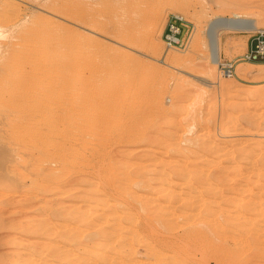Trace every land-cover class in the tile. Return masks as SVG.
<instances>
[{"label":"rangeland","instance_id":"obj_1","mask_svg":"<svg viewBox=\"0 0 264 264\" xmlns=\"http://www.w3.org/2000/svg\"><path fill=\"white\" fill-rule=\"evenodd\" d=\"M5 2L7 4L3 5ZM0 7V23H2V29L5 34H3L4 36H0V72L2 74V77L0 75V80L3 82V85H8L9 88L8 91V88L4 85L2 88H4L5 91L2 90V83H0V94L2 92L0 95L2 97H0L2 99V101L0 100V120H2L3 115L7 116L8 114L5 124V117L0 124V140L3 141L2 145V142L0 143L2 146L0 148H3L0 149L1 154L2 152L7 154L4 148L5 145L10 144V141L12 142L13 139H15V130L12 128H10L11 130L9 129V127L12 126V124H9V122L11 123L9 118L12 119V114L17 115V113H20L24 108L21 113L24 115H27L28 113L30 117L35 116V118L33 117L28 120L31 127H42L46 125L50 116L52 117L54 114V117L63 111L62 106L56 104L57 102L54 103L59 97L54 91L57 90L60 95L58 88L60 89L61 86V90L66 88L64 91H66L67 95H63L64 91H62L61 98L62 95L67 98L72 91L71 89H73L76 82H78L75 77H78L79 75L78 79L81 81L83 78L84 80L86 78L88 79L91 77V74L94 75V73H96L98 67L96 65L98 64V61L96 62L95 59L97 58L100 67L102 66L106 68L109 67V65L110 68L112 67L111 70H109L110 68L107 70L109 73L104 70L105 72L101 74L104 76L103 79L99 76V80H96L98 84L100 83V87L102 84V87L104 88L103 85L105 84V88L110 90L111 86H113L112 90L115 89V91L116 87L117 91L123 88H131L127 93L132 97L130 98V103L128 105L129 109L127 110L125 107L126 110H121L124 115L118 118L119 121L117 120V124H120L121 126L127 125L128 118H126L125 111H128L127 114L133 113L132 115L135 116L136 120L128 124L129 126L134 127L135 132L130 140L127 142L125 141L126 139L124 142H102V146L100 143L103 140L101 136L104 132L102 130L103 134L102 132L100 133L101 130L99 128H103L105 123L100 120H95V125L98 126V122L100 125L97 129L98 131H95L98 136L95 132L93 135L85 133L86 130L83 126L84 132H82L81 129V137L76 143L82 148L84 153L86 152L87 156L89 155L88 157L90 159H87L86 161L88 164H82V162L78 163L79 166L71 164L69 165V173L67 172L68 168L66 169L67 174L65 171L64 174L60 169L55 170L56 172L54 174L57 173V175L55 177L54 174H52L51 177L53 178L54 176V178L50 180L48 179V176L46 177V175L43 174L45 170L47 171L49 166H56V163L58 162L57 160H53L49 154H43L42 148H35L36 146L32 148V159L29 157V164H27L29 166L30 163L32 164L31 173L29 171L30 174L25 173L26 169L23 165L26 162L23 160V155L20 153L21 151H16L18 153L15 152L18 165H22L21 167L24 169L19 167L18 170L20 169V171L16 170V172L18 171V175L16 172L14 173L16 181L15 187H17H14V191L16 192H13V198H15V203L13 202V205L12 203L7 204L6 202L7 197L9 196L8 194H10V187H4V189H7L6 194L4 189L2 192L0 191V202L2 201V204H0V210L3 215L2 217L5 215L7 218H5L6 223L3 222L2 226L0 225V264H43L45 260H48V264H85L86 261L84 254L88 253V251H92L87 250L88 245L89 249H91L93 245L92 249L95 250L97 247L101 246L100 244L105 245L106 242L108 244L111 242L115 247L111 244H106V246H109L110 248H112V246L113 248H118L123 242L121 241L122 236L119 237V235L122 234H120V231H124L127 226L130 230L126 229L125 231L129 232H123L127 235V241H124L131 242L132 240L134 246L133 244L131 246V243L130 245L126 243V247L131 246L130 251L129 247L126 248V254L134 252L135 256L133 255L132 257L131 255V257H129V254H127L129 258L126 256V264H129L133 260H135V264H172L173 259L174 261L177 260L175 257L178 258L177 264H236V262L237 264H264V257L261 256V258H258L259 255L257 253L254 254L251 252L250 254L249 250H247L249 254L246 251L245 254L240 251V254L243 253L244 256L241 257L240 254L238 256L237 250L239 252L242 246L239 245L238 247V244L240 243H238L237 240H239V238L235 239V237H231V235L239 237L242 232L247 233V231L249 232L254 226L255 229L258 230V237L261 236V238L264 239V235L262 236L264 230L259 233V228L262 229L264 223V214H260L264 212V176H262L263 179H259V176L257 177V172L259 173V171L264 174L263 166V170L258 171L257 169V167L262 168L261 164H264L261 162L262 159H260V156L264 155V64L256 65L240 58L247 49L251 32L222 28L219 34L221 58L217 64L212 63L211 61L208 40L210 37L207 36V27L210 25L211 21L218 16L227 19L234 16H241L248 19L258 20L260 28H264V0H0ZM158 11H162L163 13L160 20V27L155 36L156 38H150L148 34V23L141 21V18H143V16L145 17L147 14V16L150 14L155 15ZM172 13L182 14L194 24L195 29L192 43L187 50L169 48L162 38V32L167 18ZM36 19L40 21H37ZM42 24H44L46 28H43L44 25L42 26ZM31 27L33 29H30ZM48 27H51V29ZM33 32H35V35L38 34V36H36L38 38L35 37L34 39ZM39 32L42 35H45L44 37L42 36L44 43L42 42L43 45L41 46V49L43 53L38 50L42 41V39H39L41 38ZM31 35L33 36V40ZM125 35V38L122 37ZM47 37L48 39L46 40L45 38ZM28 38L30 39L31 44H27ZM50 38L52 39L51 44ZM48 40H50V42ZM54 40L56 41V45ZM61 40L65 45L61 43L59 48L58 44H60L59 41ZM68 40L71 42H68ZM155 41L162 43V46L155 48ZM15 42L17 43L15 44ZM73 42L74 45H76L77 42L80 43L77 44L78 46H71ZM19 43H21V45ZM24 44L26 45L25 47ZM44 45L45 48L47 46L46 49L44 48ZM19 46L20 49H18ZM70 46L73 47V49L70 48ZM26 47L28 50L26 49V52H24ZM34 47L35 49H38L34 50ZM29 48H32L33 50V52L32 50L30 51V57L29 54H27V52L29 53ZM48 48H51L50 51L52 53L49 52ZM61 48L64 52L66 51L64 55L61 52ZM69 48L70 50L72 49L73 53L79 48L83 50V52H81V50L77 51L79 53L81 52V54L83 53L82 55H79L78 53L80 56L79 61L81 59L79 65L82 64L81 62H83V64L81 67H78L79 71L77 72V75L75 74V69L77 71V68L68 64L63 66V63L60 62H64V60L67 59L66 56L69 53ZM56 49H58V51L60 49V53H58V51L55 53ZM12 50L14 51L12 52ZM16 50H18V54L20 53V56L18 55L19 57L23 56L22 59L11 56L12 60L8 63L10 59L9 53L11 54L12 52L13 55ZM43 50H45V52ZM46 52L48 56L46 54L44 55ZM17 53H15V55ZM39 53H41V57ZM7 54L9 59L6 58ZM90 54L91 57H89ZM168 54H174L182 58L185 57L184 62L177 67H171L161 63L159 59ZM35 55H37L36 57L38 60L34 59L36 58ZM42 55L45 57L47 56L46 58L43 57L45 63L42 62ZM54 56L58 58H55ZM86 56L88 58H86ZM27 57L31 58V60L27 59ZM39 57L41 59H39ZM92 57L95 58V64H93ZM52 58L55 60L54 62L52 61ZM63 58L64 60H62ZM91 58L92 62L90 63ZM14 59L16 60L14 61ZM32 59L40 61L38 66L37 63L34 62L35 66L38 67V70L40 69V71H38L31 63L33 62ZM19 60L23 61L21 64L25 65V71H23V67H20L21 64ZM45 60L49 62H46ZM228 60H238L236 62V71L232 76L223 74L219 65L220 62H226ZM12 61L15 64H18V66H14L13 63V66L17 68H14L13 66L11 67L10 64H12ZM16 61H19V63ZM111 61L113 63H111ZM25 62H27V65ZM29 63L30 65H28ZM51 64H53V68L51 67L50 70L49 66H51ZM41 66H44V69ZM58 66L61 70L56 69ZM62 66L67 67L69 71L72 66V72L74 71V73H69L65 68L62 69ZM93 66H95L96 71H94ZM31 67L34 68L33 70L36 69L35 72L33 71V73H31ZM45 67L48 68L46 69ZM239 67H241V69L237 70ZM41 68L46 74L42 72ZM53 69H55V71H53ZM11 70L14 71L12 72ZM62 70L64 71L65 76L63 75ZM80 70L82 71L80 72ZM2 72H4L5 75H3ZM19 72L20 74H18ZM48 72H51V74ZM21 73H25V75L29 74L26 75V77H23L24 74L22 75ZM47 73L49 76H47ZM55 73L60 75H56ZM68 73L72 74V76L75 75L74 77H69L70 75H68ZM81 73L83 74L82 77L80 76ZM8 75H12L11 78H9ZM34 75L37 76V79H35L36 77ZM38 75H40V77ZM109 75L110 77H113H111L112 81L110 80ZM4 76H7L6 81ZM14 76L16 77L15 80ZM94 76H96V74ZM22 77L23 79L26 78V83L23 85L22 83L20 84V81H24ZM38 77L40 79H38ZM41 78L43 82L41 81ZM50 78L54 79V81L52 82ZM208 78L211 80H208ZM47 79L52 83L50 89H48V85L50 84L47 82ZM59 79L63 82L69 79L73 83L71 82L68 87L69 83L67 84V81L64 84L60 82ZM75 79L77 81H75ZM89 79H92V77ZM100 79L103 80L101 81L102 83L100 82ZM13 80L14 84L12 83ZM16 80L18 85H15V83H17ZM33 80L35 84L33 83ZM110 81L111 83L114 81L112 84H115L116 86L112 85ZM29 82L31 86L29 85ZM44 83L48 84L47 86L45 84L47 87L46 91ZM56 83L58 87H56ZM107 84L108 86H106ZM19 85L22 87L21 89H23V92H21L22 90ZM127 85L130 86L127 87ZM25 86L29 87V89L27 88L28 92L24 89ZM32 86L33 91L31 90ZM71 86L73 88H71ZM12 89L13 92H11ZM51 90L53 91L52 94ZM9 92L12 93V97L10 94L12 101L10 99H8V101L6 100L7 97L9 98ZM18 92L23 94V96L25 94V96L23 97ZM156 92H159L158 96L164 103L163 108L155 107L154 95ZM30 93L31 97L33 96L32 99ZM3 94L5 95L4 97ZM37 94L38 97L36 96ZM49 94L52 95L51 97L54 96L57 99L53 98L54 106L51 108L46 102V98L50 97ZM16 96L18 97L16 98ZM38 98L39 100H42L39 102ZM3 100H5L6 106H8L10 102V107L8 106L9 112L7 111L6 115L4 114V111L7 107L3 104ZM17 102H19L18 105ZM20 102L22 107L24 106L23 108L21 105L19 106ZM44 103H46V105H44ZM12 104L13 106H11ZM26 104L29 105L28 108L26 107ZM36 104L38 108L35 107ZM16 107L18 111L16 110ZM19 107H21L20 110ZM91 107L92 105L82 104L79 108V112L82 109L80 116L82 115L86 117L85 115L87 111H89L87 116H90L89 114L93 112L90 110ZM12 108H14L15 111ZM34 108L35 114L33 112ZM39 108H43V110ZM48 109L50 111L49 115H47ZM40 111H42L43 115L37 113ZM121 111L118 114H121ZM81 119H83V117ZM7 120L9 121L8 126L6 125ZM31 120L33 123L30 122ZM44 120H46V123L43 124ZM83 121H85V119H83ZM83 121L81 120V122ZM2 125L5 126V133L7 131L6 129L10 130L9 135L8 133L4 134ZM139 126L141 129H144H142L141 134L137 133V127L139 128ZM11 132L14 134H12V140L10 139ZM5 135L7 136L5 137ZM98 140L101 141L99 142ZM82 144H84L85 147ZM8 153H10V151ZM93 153L94 156H92ZM252 153H254V155ZM89 164L94 165L89 166ZM29 166H27L28 169ZM78 167L79 169H77ZM71 170H74V175H72L73 172H71ZM111 170L115 174V178L117 179L118 177V179H120V181L117 179L120 186H123L120 184L122 181L126 183V187L128 186L126 192L128 193L129 191L128 194L122 192L115 186L114 188L112 187L114 184L113 182L116 179L112 175ZM120 170L124 173L125 177L126 174L130 175V178L127 175V180L130 179L129 181L131 182H127L124 177H119V174L120 176L122 175ZM21 172L25 173V176L21 175ZM109 172L111 173L112 178H114L113 181L111 176H108ZM45 174H48V172ZM58 174H62L63 176H59ZM168 176L169 178L167 179ZM187 179L191 181L193 185H191V182ZM134 181L137 182L135 183ZM132 182L134 183L131 184ZM48 183L50 185H48ZM134 185H136V187ZM129 187H131V193ZM136 191L138 193H136ZM100 193L102 195H100ZM117 194H119L121 198L118 197ZM259 195L263 197V200L258 202L260 199ZM100 196L101 199L103 198V203L100 201ZM257 196H259V198ZM256 199L258 202V210L256 209L246 212L243 207L244 203L247 204L252 201L256 202ZM105 200H107L106 203ZM196 201H200L199 203H201V207L197 206L199 203ZM111 202H115V205L111 204ZM232 202H234L236 206ZM102 204H106V207ZM188 204H190V207ZM109 206L112 207V210L108 209ZM169 208L170 210H168ZM115 212L117 213V216ZM241 213H243L242 217ZM248 214L250 224H248V221H246L247 218L244 216ZM113 215L114 217H112ZM216 215H218L217 220ZM260 215H262V220L257 218L258 220L256 222V216L260 217ZM97 216L99 217V220ZM162 216L166 221L163 220ZM195 216L198 219H196ZM205 216H207L206 219ZM115 218L117 222L113 220ZM185 218L189 222H194H188L187 226ZM251 218L254 219V221L251 220ZM157 219L160 221L159 225ZM183 220L185 221V226ZM88 221L89 223H87ZM90 221L93 222V224H91L94 225V229L90 228ZM120 221L121 223L118 225V222ZM258 221H260V223ZM253 222L254 224L252 225ZM86 223L87 226H85ZM205 223L206 228H204ZM210 223L212 224V227H208L210 226ZM198 224L199 226H197ZM201 224L202 227H200ZM246 224L248 226H246ZM242 225H245L247 228L245 226L243 228ZM76 226L80 227L79 231ZM84 226L85 230L83 229ZM120 226L125 227L124 229H121ZM150 226H152L153 229L152 234ZM219 226L221 230L223 229L222 231L224 234H222ZM199 228L201 230L200 233L204 232L206 236L203 237L202 241H198V243L197 241L191 242V240H193L192 238L199 233ZM214 228L217 229V232ZM114 229H116V231ZM231 229H236V231H230ZM242 229L244 230L242 231ZM255 229L252 230L255 231ZM80 230H82V232ZM191 231H193V233H191ZM77 232L81 233V238L83 237V240L86 237L84 240L85 243L80 240V236H78L80 233L78 234ZM233 232L235 233L233 234ZM236 232H238V235ZM72 233H74L75 239L71 238L70 235H72ZM114 233H118V237L113 235ZM208 234L210 235L208 236ZM225 235H227L226 239L223 238ZM67 236H69V238ZM76 236H78V240L76 239ZM141 236H143V238ZM220 236L222 237L221 239H219ZM93 237L95 238V241ZM115 237H117V239ZM90 238L92 240H90ZM261 238H259L260 241H263ZM74 240H77L76 243ZM98 241L100 244H98ZM88 242L90 243L88 244ZM149 242L150 245H148ZM56 243H60L61 248L58 247L60 250L55 251V253L54 246H57ZM117 243L119 244L117 245ZM135 246L136 248L134 251L133 248ZM53 247L54 249L52 250ZM147 247L154 248V251H152V249L151 252L149 250V252L145 251L149 249ZM50 250H52L51 254L49 252ZM77 252H79V254H76ZM143 252H147V255L143 254ZM165 252L166 254H164ZM232 252L234 253V257ZM66 253H69V255ZM187 253L189 255H187ZM75 255L78 256L75 257ZM142 255H145V257ZM108 256L96 258V260L92 261V264L96 261L97 264H119L117 260L112 259L114 256ZM203 256H207L204 258L206 262L202 260ZM153 258H157V260H154ZM183 258L186 259L184 260ZM60 259L63 261H60ZM138 259L142 262H138ZM149 259L151 260L149 261ZM77 260L79 261L77 262ZM134 263L132 262V264Z\"/></svg>","mask_w":264,"mask_h":264},{"label":"bare ground","instance_id":"obj_2","mask_svg":"<svg viewBox=\"0 0 264 264\" xmlns=\"http://www.w3.org/2000/svg\"><path fill=\"white\" fill-rule=\"evenodd\" d=\"M7 3L5 2V4L3 3V5H6ZM10 7V6H9ZM0 9H1V7H0ZM3 9V8H2ZM70 10V9H69ZM14 12V11H13ZM17 12V11H16ZM1 13H2V10H1ZM164 13H165V10H164ZM17 14V13H16ZM162 11H158V12H156V14L154 15V14H150L149 16H143V18H141V21H144V22H146V23H148L147 24V26H149V29H148V27H147V29H148V34H149V37L150 38H154L155 36H156V34L158 33V29H159V27H160V20H161V18H162ZM5 17V16H4ZM13 17V16H12ZM41 18V17H40ZM79 19V18H78ZM91 19V18H90ZM10 20H12V19H10ZM37 21H40V20H38V19H36ZM43 20V19H42ZM80 20H81V18H80ZM47 21V20H46ZM83 21V20H82ZM85 21V20H84ZM96 21V20H95ZM140 21V22H141ZM144 22H143V24H144ZM41 23H42V21H41ZM40 23V24H41ZM44 24H42V26H43ZM47 26V25H46ZM94 26V25H93ZM131 26H132V24H131ZM38 27V26H37ZM54 27V26H53ZM56 27V26H55ZM43 28H46L45 27V25H44V27ZM48 28H50L51 29V27H48ZM63 28V27H62ZM68 28V27H67ZM208 29H207V36H209L210 38L208 39L209 40V48H210V58H211V61H212V63H215V64H217L219 61H220V58H221V45H220V38H219V34H220V30L222 29V28H227V29H233V30H245V31H247V32H252V31H255V30H257V29H259L260 28V23L258 22V20H254V19H248V18H246V17H241V16H234V17H231V18H223L222 16H218L216 19H214L213 21H211V23H210V25L207 27ZM30 29H33L32 27L30 28ZM37 29V28H36ZM36 29H34V30H36ZM27 30H28V28H27ZM38 30V29H37ZM57 30V29H56ZM44 31V30H43ZM36 32V31H35ZM35 32H33L34 33V39H35V37L36 36H38V34L37 35H35ZM40 32H41V30H40ZM39 32V34H40V36H41V38H39V39H42V41H41V45L40 44H38V45H40V47H39V49L38 48H36V49H38L39 50V52H42V49H41V46L43 45L42 44V42H43V37L45 36V35H42L41 33ZM56 32V31H55ZM37 33V32H36ZM50 33V32H49ZM122 33H123V31H122ZM4 34V30L2 29V23H0V36H2ZM24 34V33H23ZM57 34V33H56ZM62 34V33H61ZM145 34H146V31H145ZM5 35V34H4ZM3 35V36H4ZM21 35V34H20ZM29 36V35H28ZM32 36V35H31ZM43 36V37H42ZM47 36V35H46ZM49 36H51V35H49ZM63 36V35H62ZM118 36V35H117ZM132 36H133V32H132ZM23 37V36H22ZM30 37V36H29ZM52 37H53V34H52ZM56 37H57V35H56ZM122 37H126V35L125 36H122ZM128 37V36H127ZM25 38V37H24ZM36 38H38V37H36ZM130 38V37H129ZM132 38V37H131ZM156 38V37H155ZM158 38V37H157ZM19 39H21V38H19ZM46 40L48 39V37L47 38H45ZM51 39V38H50ZM92 39H94V38H92ZM18 40V39H17ZM17 40H15V41H17ZM32 40H33V36H32ZM77 40V39H76ZM84 40V39H83ZM121 40V39H120ZM124 40V39H123ZM162 40V39H161ZM45 41V40H44ZM49 42H50V40H48ZM55 41V40H54ZM62 41V40H61ZM61 41H59L60 42V44H58V47L60 48V45H61V43H63V41L61 42ZM70 40H68V42H69ZM81 41H82V39H81ZM24 42V41H23ZM26 42H27V40H26ZM71 42V41H70ZM74 42H76V41H74ZM74 42H73V44H71V46H73L74 45ZM14 43V42H13ZM12 43V44H13ZM17 42H15V44H16ZM31 44V42H30V39L28 38V42H27V44ZM33 43H34V41H33ZM38 43H40V42H38ZM44 43V42H43ZM47 43V42H46ZM52 43V39H51V42H50V44ZM65 43H66V41H65ZM78 43H80V42H77L76 43V45H74V46H78L77 44ZM153 43H154V41H153ZM20 45H21V43H19ZM35 44V43H34ZM37 44V43H36ZM64 44V43H63ZM92 44H93V42H92ZM92 44H90V45H92ZM95 44V43H94ZM38 45H37V47H38ZM53 45V44H52ZM55 45H56V41H55ZM65 45V44H64ZM68 45V44H67ZM69 45H70V43H69ZM22 46H23V44H22ZM21 46V47H22ZM26 45L24 44V47H25ZM29 46V45H28ZM70 46V48H72L73 49V47H71ZM84 46V45H83ZM154 46H155V48H158V47H161L162 46V43H160V42H156L155 41V44H154ZM11 47V46H10ZM49 47V46H48ZM65 47V46H64ZM63 47V48H64ZM68 47V46H67ZM80 47V46H79ZM93 47V46H92ZM33 48V47H32ZM32 48L30 49L29 48V53L27 52V54H29V57H30V51L32 50ZM44 48H45V45H44ZM46 48H47V46H46ZM45 48V49H46ZM53 48H54V46H53ZM52 48V49H53ZM56 48V47H55ZM70 48H69V53H68V55L66 56L67 57V59L66 60H64V58L62 59V60H64V62H62V61H60L61 63H63V66L64 65H66V64H68V65H73V67H75V68H77V71H76V69H75V74L77 75V72L79 71L78 70V67L80 66L81 67V65L83 64V62H81L82 64L81 65H79L80 64V61H81V59H80V61H79V58H80V54H81V52H83V50L81 49V48H79V49H77V50H75L74 52L75 53H73V51H72V49L70 50ZM163 48V47H162ZM18 49H20V46L18 47ZM23 49V48H22ZM26 49H27V47L25 48V51L24 52H26ZM35 49V47H34V50H36ZM40 49H41V51H40ZM49 49V48H48ZM85 49V48H84ZM87 49V48H86ZM90 49V48H89ZM28 50V49H27ZM51 50V48L49 49V52H51L50 51ZM79 50H81V52L79 53V52H77V51H79ZM94 50V49H93ZM14 50H12V52H13ZM17 51L18 50H16L15 51V53H17ZM20 51V50H19ZM44 52H45V50H43ZM48 51V50H47ZM56 51H58V49H56L55 50V53H56ZM120 51V50H119ZM12 52H11V54L9 53V57H10V59H9V57H8V54H7V57L6 58H8L9 59V61H8V63H10V61L12 60V58H11V56L12 57H16V58H21L22 59V57H19L20 55V53L18 54H16L15 55V53H13V55H12ZM32 52H33V50H32ZM49 52H48V54H49ZM61 52H62V54L64 55L65 54V52H64V50H62V48H61ZM86 52V51H85ZM125 52V51H124ZM37 53V52H36ZM43 53V52H42ZM52 53V52H51ZM50 53V54H51ZM55 53H54V55H55ZM58 53H60V49H59V51H58ZM78 53H79V55H78ZM87 53V52H86ZM21 54H23V53H21ZM26 54V55H27ZM32 54V53H31ZM40 54V57H41V53H39ZM47 55V52L46 53H44V55ZM83 54V53H82ZM81 54V55H82ZM88 54H89V52H88ZM87 54V55H88ZM94 54H95V52H94ZM175 54V53H174ZM174 54H168V55H166V56H164L163 58H160L159 59V61L161 62V63H163V64H165V65H167V66H171V67H177V66H179L180 64H182L183 62H184V58H182V57H179V56H176V55H174ZM19 55V56H18ZM96 55V54H95ZM37 55H35V57H36ZM48 56V55H47ZM46 56V57H47ZM117 56V55H116ZM29 57H27V59H29V60H31V58H29ZM32 57V56H31ZM39 57V59H41ZM43 57H45V56H43L42 55V62L43 63H45L44 61H43ZM45 57V58H46ZM55 57V56H54ZM84 57H85V55H84ZM89 57H91V54L89 55ZM124 57V56H123ZM24 58H25V56H24ZM24 58H23V60H24ZM33 58H34V56H33ZM55 58H58V57H55ZM86 58H88L87 56H86ZM93 58V57H92ZM92 58H91V60H90V63L92 62ZM95 58H96V56H95ZM95 58H93V64H95L97 61H98V64H99V60H98V58L97 59H95ZM26 59V58H25ZM34 59H36V60H38V58L36 57V58H34ZM34 59H32V61L33 62H31L34 66H35V64H34V62H36L37 63V66L39 65L38 63H40V61H35ZM50 59H51V57H50ZM61 59V58H60ZM94 59L96 60V62L94 61ZM108 59V58H107ZM107 59H106V65H107ZM16 59H14V61H15ZM46 60H48V59H46ZM45 60V61H46ZM6 61V60H5ZM5 61H4V63H5ZM20 61V60H19ZM19 61H16V62H18L19 63ZM27 61V60H26ZM52 61L54 62L55 60L52 58ZM84 61V60H83ZM46 62H49V61H46ZM52 62V63H53ZM95 62V63H94ZM104 62V61H103ZM7 63V62H6ZM8 63H7V65H8ZM13 61H12V64H10L11 65V67L13 66ZM21 63H23V61L21 60L20 61V64ZM26 63V65H27V62H25ZM55 63H57V62H55ZM105 63V62H104ZM111 63H113L112 61H111ZM253 64H256L257 62H252ZM1 64V63H0ZM32 64H31V66H32ZM42 64V63H41ZM40 64V65H41ZM96 65V66H98L97 67V71L95 70V66H93V68H94V71H96V73H94V75L96 74V76H94L93 74H91V77H92V79H89V78H91V77H89L87 80L85 79L84 80V78H83V80H81V81H79V79H78V77H79V75H78V77H75V78H77V80H78V82H76V84L74 85V88L71 86V88H73V89H71L72 91L69 93V96L67 97V98H65V96H63L64 94H66V91H64L65 89H63V90H61V87H60V89L58 88V90L60 91V95H59V93H58V91L56 92V91H54V93L56 94L57 93V95L60 97V99H59V97L56 99V97H51L52 95V90H51V94H49L50 95V97L49 98H46V102H47V104H48V106L51 108V107H53L54 106V104H53V101H54V99L53 98H55L57 101H55L54 103H56V104H58L59 106H62V108H63V111L62 112H60L59 114H57V115H55L54 117H53V115H52V117L50 116V118L48 119V117H47V119H48V121H47V123H46V120H44L43 121V124L44 123H46V125H44V126H36V127H31L30 126V124H29V119L30 118H35V116H29V114L27 113V115H24L23 113H21V112H23V110H24V106L22 107V104H21V102H20V104H19V106L21 105V107L23 108L22 109V111L19 113H17V115L16 114H12L13 116H12V119L11 118H9L10 120H11V123L7 120V126H8V122H9V124H12V126L11 127H9V129L10 128H12L13 130H15V132H14V134H15V139H13V133L11 132V140L13 139V141L11 142L10 141V144H8V145H5V150H6V153L7 154H5L4 152H2V154L0 153V191L2 192L3 191V189H4V187L5 188H7V187H10V194H8L9 196V198L7 197V200H6V202H7V204H11L12 203V205L15 203L14 202V199L15 198H13V192H16V191H14V187H15V183H16V181H15V178H14V173L16 172V170H18V168L19 167H21L22 165H18V163H17V161H16V155H15V152L16 151H21L20 153L23 155L22 157H23V160H24V162H26L24 165H23V167L26 169V171H25V173L26 174H30L31 173V163H30V166L29 165H27V164H29V157H31V155H33L32 154V148H34V146H36L35 148H42V151H43V154L45 153H47V154H49L52 158H53V160H57V162L58 163H56V166H49L48 167V169H47V171L45 170V172H44V174L43 175H46V177L48 176L49 178V180L50 179H53L54 178V176L56 177V175H57V173L56 174H54L56 171L55 170H58V169H60V170H62L63 171V173H64V171L66 172V169L68 168V170H67V172L69 173L70 172V170H69V165H71V164H73V165H77V166H79L78 165V163H81L82 162V164H85L86 163V161H87V159L89 160L90 158L87 156V154H86V152L84 153L83 152V150H82V148L81 147H79L78 145H77V143H76V141L77 140H79V138L81 137V133H80V131H81V129H82V132H84L83 131V129L85 128V130H86V132L85 133H87V134H89V135H93L94 134V132L95 131H98L97 129L100 127V125H99V122L97 123L98 124V126L97 125H95V120H100V121H102L103 123H105V125H104V127L103 128H99L101 131H100V133L102 132V130H103V132H104V134H103V132H102V138H103V140L101 141V143H100V145L102 146V142L103 143H107V142H113V141H123L124 142V140L127 142L128 140H130V138H132L133 137V135H134V127H131V126H129L128 124H130L131 122H134V121H136L135 120V116H133L132 114L133 113H129V114H127L128 113V111H125L126 109L128 110L129 109V107H128V105H129V103H130V98H132L131 97V95L130 94H127L130 90L129 89H131V88H129V89H127V88H123V89H121V90H118L117 91V87H116V91H115V89H113L112 90V87L113 86H111V89H110V86H109V89L110 90H108L107 88H105V84L103 85L104 86V88L102 87V84H101V87H100V83L98 84L97 83V81L96 80H99V78L100 77H102V79H103V75H101L102 73H104L105 71H107L109 68H110V65H109V67H106V68H104V67H100L99 65ZM117 64V63H116ZM18 66V64H15L14 63V66ZM28 65H30V63L28 64ZM44 65V64H43ZM60 65V64H59ZM105 65V64H104ZM105 65V66H106ZM114 65V64H113ZM13 66V67H14ZM20 66V65H19ZM62 66V69H64L65 68V70L67 69L68 70V68L67 67H63ZM112 66V65H111ZM118 66V65H117ZM10 67V68H11ZM20 67H23V71H25V65H22L21 64V66ZM28 67V66H27ZM36 67V66H35ZM42 67V66H41ZM51 67L53 68V64H51V66H49V68H50V70H51ZM56 67H57V65H56ZM7 68V67H6ZM5 68V69H6ZM14 68H17V67H14ZM43 69H44V66L42 67ZM42 68H41V70H42ZM46 68V67H45ZM48 68V67H47ZM46 68V69H47ZM55 68V67H54ZM59 68V69H58ZM58 68H56L57 70H61V68L58 66ZM18 69L20 70V68L18 67ZM17 69V70H18ZM34 68H32L31 67V69H30V71L32 70V72L31 73H33V71L35 72V70L37 69L38 70V67H36V69L35 70H33ZM74 69V68H73ZM80 69V68H79ZM112 69V67L109 69V70H111ZM116 69V68H115ZM239 69H241V67H239V68H237V70H239ZM2 70H3V67H2ZM105 70V71H104ZM114 70V69H113ZM12 71V70H11ZM14 71V70H13ZM12 71V72H13ZM21 71V70H20ZM28 71V70H27ZM38 71H40V69L38 70ZM53 71H55V69H53ZM63 71V70H62ZM69 71V70H68ZM82 70H80V72H81ZM42 72H44L43 70H42ZM58 72V71H57ZM74 73V71L72 72V66L70 67V71H69V73ZM79 72V73H80ZM108 73H109V71H107ZM3 73V75H5V73L4 72H2ZM8 73V72H7ZM10 73V72H9ZM26 73V72H25ZM25 73H23L24 75H25ZM45 73V72H44ZM48 73H50L51 74V72H48ZM48 73H47V76H49L48 75ZM68 73V75H70L69 77H71L72 76V74H69ZM111 73H112V71H111ZM17 74V73H16ZM18 74H20V72L18 73ZM22 74V73H21ZM22 74V75H23ZM29 74V73H28ZM28 74H26V75H28ZM34 74H36V73H34ZM46 74V73H45ZM52 74H54V73H52ZM56 75H60V74H57V73H55ZM66 74V73H65ZM74 74V75H75ZM0 75H1V77H2V74H1V72H0ZM14 75V74H13ZM23 75V77H26V75L24 76ZM31 75V74H30ZM29 75V76H30ZM63 75H64V71H63ZM74 75L72 76V77H74ZM82 73L80 74V76L82 77ZM105 75V74H104ZM111 75V74H110ZM110 75H109V77H110ZM113 75V74H112ZM12 76V75H11ZM11 76L10 75H8V77L9 78H11ZM17 76V75H16ZM36 78L35 79H37V76L36 75H34ZM39 77H40V75H38ZM43 76V75H42ZM41 76V77H42ZM65 76V75H64ZM100 76V77H99ZM5 77V81H6V78H7V76H4ZM15 77V76H14ZM13 77V78H14ZM23 77H22V79H23ZM38 77V79H40ZM67 77V76H66ZM80 77V78H81ZM97 77V78H96ZM99 77V78H98ZM112 77V76H111ZM111 77H110V80H111ZM117 77H119V76H117ZM117 77H116V79H117ZM29 78V77H28ZM28 78H27V80H28ZM31 78V77H30ZM32 78H34V77H32ZM47 78V77H46ZM56 78H57V76H56ZM64 78V77H63ZM106 78H108V77H106ZM113 78V77H112ZM115 78V77H114ZM16 79V77L14 78V80ZM17 79H18V77H17ZM19 79H20V77H19ZM26 79V78H25ZM25 79H23L24 81H20V84L22 83V85L24 84V83H26V81H25ZM44 79H45V76H44ZM58 79V78H57ZM57 79H56V81H57ZM82 79V78H81ZM105 79V78H104ZM115 79V80H116ZM210 78H208V80H209ZM14 80L12 81V83L14 84ZM50 80H52V82L54 81V79H52V78H50ZM66 80V79H65ZM74 80V79H73ZM76 79H75V81H77ZM114 80V81H115ZM211 80V79H210ZM9 81H10V79H9ZM29 81H30V79H29ZM38 81V80H37ZM41 81H42V78H41ZM55 81V82H56ZM59 81L60 82H62V83H66V81H67V84L69 83V85H68V87L70 86V83L72 82L71 80H69V79H67L66 81H61V79H59ZM101 81H103V80H101L100 79V82ZM107 81H108V79H107ZM112 81V80H111ZM111 81H110V83H111ZM113 81V82H114ZM121 81V80H120ZM16 82H17V80H16ZM36 82V81H35ZM43 82V81H42ZM41 82V83H42ZM47 82H49V80L47 79ZM46 82V83H47ZM112 82V83H113ZM128 82V81H127ZM130 82V81H129ZM212 82H213V80H212ZM0 83H2V85H1V88H2V86H4L3 85V82L0 80ZM9 83V82H8ZM33 83H34V80H33ZM46 83H44V87H45V91H46V86L48 85V84H46ZM73 83V82H72ZM102 83V82H101ZM111 83V84H112ZM116 83V82H115ZM31 84H32V82H31ZM35 84V83H34ZM45 84H46V86H45ZM49 84L50 85H48L49 87H48V89H50V87H51V85H52V83H50L49 82ZM129 84V83H128ZM15 85H18V82L17 83H15ZM14 85V86H15ZM29 85H30V82H29ZM28 85V86H29ZM41 85V84H40ZM56 85V87H58L57 86V83L55 84ZM61 85H63V84H61ZM112 85H115V84H112ZM131 85V84H130ZM130 85H127V87L128 86H130ZM6 86V85H5ZM10 86V85H9ZM31 86V85H30ZM106 86H108V84L106 85ZM116 86V85H115ZM114 86V87H115ZM118 86V85H117ZM7 88H8V85L6 86ZM16 87V86H15ZM19 87H20V85H19ZM12 88V87H11ZM14 88V87H13ZM22 87H20V89H21ZM27 88L29 89V87H24V89H26V91L28 92V90H27ZM54 88V87H53ZM52 88V89H53ZM118 88H119V86H118ZM30 89H31V87H30ZM47 89V90H48ZM70 89V88H69ZM2 90H4L5 91V89L4 88H2ZM22 90V91H21ZM20 91L21 92H23V89H21ZM32 91H33V86H32V89H31ZM108 90V91H107ZM126 90V91H125ZM0 91H1V89H0ZM8 91H9V88H8ZM19 91V90H18ZM34 91H35V89H34ZM62 91H64V93H63V95H62V98H61V94H62ZM70 91V90H69ZM11 92H13V89H12V91ZM15 92V91H14ZM16 92H17V89H16ZM19 93V92H18ZM45 93V92H44ZM49 93V92H48ZM121 93H122V95H121ZM124 93H126V94H124ZM1 94H2V92H1ZM0 94V95H1ZM10 94H11V97H12V93H10L9 92V98L7 97V101H8V99H10L11 101H12V98H10ZM20 94V93H19ZM33 94L35 95V93L33 92ZM8 95V94H7ZM20 95H22L23 96V94H20ZM27 95H28V93H27ZM56 95V96H57ZM67 95V94H66ZM159 95V92L157 93L156 92V94L154 95V98H155V107L157 106L158 108H163V106H164V103L161 101V99H160V97L158 96ZM5 95L3 94V97H4ZM24 96H25V94H24ZM23 96V97H24ZM29 96V95H28ZM37 97H38V94L36 95ZM45 96H46V94H45ZM1 97V96H0ZM13 97H14V95H13ZM18 96H16V98H17ZM21 97V96H20ZM19 97V98H20ZM22 97V98H23ZM30 97H31V93H30ZM33 97V96H32ZM32 97H31V99H32ZM36 97V98H37ZM47 97V96H46ZM136 97H137V95H136ZM2 98V97H1ZM0 98V100L2 101V99ZM34 98H35V96H34ZM41 98V97H40ZM83 98V99H82ZM27 100H28V97H27ZM37 100V99H36ZM38 100H39V98H38ZM40 100H42V99H40ZM40 100H39V102H40ZM70 100H71V102H70ZM4 102H3V104L6 106V103H5V100H3ZM29 101H30V99H29ZM27 102V101H26ZM45 102V101H44ZM2 103V102H1ZM14 103V102H13ZM16 103V102H15ZM18 103L19 102H17V105H18ZM9 104H10V102H9ZM8 104V106L10 107V105ZM34 104H35V102H34ZM82 104H86V105H92V107L90 108V110H92L93 112H91L89 115L90 116H87V113H89V111H87V113H86V117H84V116H80V113H81V111H82V109H81V111L79 112V108L82 106ZM24 105H25V103H24ZM44 105H46V103H44ZM1 106H2V104H1ZM4 106V107H5ZM8 106H6L7 107V109L4 111V114L6 115V113H7V111L9 112V109H8ZM11 106H13V104L11 105ZM15 107V106H14ZM21 107H19V110L21 109ZM26 107L28 108L29 107V105H27L26 104ZM35 107H37L38 108V106H37V104H36V106ZM40 107H41V105H40ZM86 107V106H85ZM125 107H126V109H125ZM158 108H157V110H158ZM12 109H14V108H12ZM39 109H41V108H39ZM123 109H125L124 111H125V115H126V118H128V121H127V125H124V126H121L120 124L118 125L117 124V120L119 121V119L118 118H120L121 116H123L124 114L122 113V111H123ZM16 110H17V107H16ZM34 110H35V108L33 109V112H34ZM41 110H43V108L41 109ZM44 110H45V108H44ZM122 110V111H121ZM14 111H15V109H14ZM18 111V110H17ZM36 111H37V109H36ZM118 111V112H117ZM121 111V114H118L119 112ZM3 112V111H2ZM26 112H27V110H26ZM25 112V113H26ZM29 112V111H28ZM41 112V113H40ZM40 112H37L38 114H41V115H43L42 114V111H40ZM49 109H48V114H47V112H46V114L47 115H49ZM84 112V111H83ZM10 113H12V112H10ZM16 113V112H15ZM31 113V112H30ZM43 113H44V111H43ZM32 114V113H31ZM34 114H35V112H34ZM2 115V114H1ZM11 115V114H10ZM45 116V115H44ZM5 117V121H4V124H5V122H6V117L8 118V114H7V116H4L3 115V117H2V120H0V124H1V121H3V118ZM83 117V119H85V121H83V119H81V118ZM90 117V118H89ZM1 118V117H0ZM123 118V117H122ZM94 120V121H91V120ZM40 120H41V118H40ZM43 120V119H42ZM81 120L83 121V122H81ZM35 121V120H34ZM39 121V120H38ZM30 122H32V120L30 121ZM36 122H37V120H36ZM39 122H41V121H39ZM94 122V123H93ZM129 122V123H128ZM33 123V122H32ZM119 123V122H118ZM3 124V123H2ZM102 124V123H101ZM122 124V123H121ZM134 124V123H133ZM142 124V123H141ZM32 125V124H31ZM40 125V124H39ZM80 125V126H79ZM3 126V127H2ZM1 127L3 128V130H4V128H5V126L4 125H2ZM10 126V125H9ZM34 126V125H33ZM83 126H84V128H83ZM103 126V125H102ZM133 126V125H132ZM14 127V128H13ZM143 129V128H142ZM142 129L140 128V126H139V128L137 127V133L138 134H141V132H142ZM146 129V128H145ZM2 130V129H1ZM3 130H2V132H3ZM7 131H6V133H8V135L10 134L9 132H10V130H8V129H6ZM144 130V129H143ZM5 133V130H4V134H6ZM98 133V132H97ZM13 134V135H12ZM95 134H96V132H95ZM137 134V135H138ZM97 135V134H96ZM136 135V134H135ZM7 135H5V137H6ZM98 136V135H97ZM145 136V135H144ZM88 137V136H87ZM90 137V136H89ZM101 137H100V139H101ZM8 138H9V136H8ZM96 138V137H95ZM82 139H84V140H87V139H85V138H82ZM98 139V138H97ZM82 141V140H81ZM88 141H89V139H88ZM90 141H91V139H90ZM99 141V140H98ZM99 141V142H100ZM2 142V143H1ZM93 142H95V141H93ZM98 142V143H99ZM0 143H1V145L3 144V141L2 140H0ZM9 143V142H8ZM82 143H83V141H82ZM118 143V142H117ZM122 143V142H121ZM6 144V143H5ZM84 144H85V141H84ZM84 144H82V145H84ZM0 145V147H2ZM114 145V144H113ZM4 146V145H3ZM89 146V145H88ZM84 147H85V145H84ZM83 147V148H84ZM94 147H96V146H94ZM264 147V146H263ZM0 149H3V148H0ZM95 149V148H94ZM98 149V148H97ZM96 149V150H97ZM4 150V151H5ZM106 150V149H105ZM261 150V149H260ZM1 151H3V150H1ZM10 151V153H8ZM88 151V150H87ZM93 151V150H92ZM98 152V151H97ZM102 152V151H101ZM264 152V151H263ZM16 153H18V152H16ZM19 153V154H20ZM257 153V152H256ZM91 154V153H90ZM99 154L101 155V153L99 152ZM105 154V153H104ZM253 155H254V153H252ZM258 154V153H257ZM261 154V153H260ZM16 156V157H15ZM92 156H94V153H93V155ZM257 156V155H256ZM259 156V155H258ZM251 157V156H250ZM19 159V158H18ZM21 159V158H20ZM31 159H32V157H31ZM255 159V158H254ZM260 159H262L261 160V162H263L264 163V155H262V156H260ZM76 160V161H75ZM94 160V159H93ZM251 160V159H250ZM250 160H248V161H250ZM32 161V160H31ZM22 164H23V162H22ZM86 164H88V163H86ZM91 165H94V164H89V166H91ZM104 165V164H103ZM110 165V164H109ZM253 165H254V161H253ZM27 166H29V169L27 168ZM86 166V165H85ZM252 166V165H251ZM264 167V164H261V167ZM23 167H21V169H24ZM75 167V166H74ZM82 167H83V165H82ZM254 167V166H253ZM252 167V168H253ZM263 167L262 168H260V167H257V169H258V171L259 170H263ZM110 168V167H109ZM72 169V168H71ZM74 169V168H73ZM77 169H79V167L77 168ZM76 169V170H77ZM82 169V168H81ZM98 169V168H97ZM254 169V168H253ZM96 170V169H95ZM114 170V169H113ZM18 171H20V169L18 170ZM18 171L16 172V174L18 173ZM24 171V170H23ZM29 171H30V173H29ZM61 171V172H62ZM74 171V170H73ZM72 170H71V172H73ZM84 171V170H83ZM83 171H82V173H83ZM94 171V170H93ZM104 171H105V169H104ZM124 171V170H123ZM126 171V170H125ZM256 171V170H255ZM48 172V174H45V173H47ZM67 172H66V174H67ZM77 172V171H76ZM85 172V171H84ZM106 172H107V170H106ZM111 172H112V170H111ZM120 172L122 173V171L120 170ZM22 174L21 175H23V176H25V173H23V172H21ZM78 173V172H77ZM119 173V172H118ZM198 173V172H197ZM246 173H247V171H246ZM245 173V174H246ZM19 174H20V172H19ZM52 174H54V176H53V178L51 177L52 176ZM65 174V173H64ZM71 174V173H70ZM76 174V173H75ZM117 174V173H116ZM257 177L259 176V179H263L262 178V176H264V174H262L261 173V171H259V173L257 172ZM18 175V174H17ZM16 175V176H17ZM59 175V174H58ZM72 175H74V172H73V174ZM111 176V173L109 172L108 173V176ZM112 175L114 176L115 174L112 172ZM127 175L129 176V178H130V175L129 174H126V177H125V175H124V173H122V175L120 176V174H119V177H124L126 180H127ZM59 176H63L62 174H60ZM104 176H105V174H104ZM107 176V177H108ZM136 176V175H135ZM170 176V175H169ZM169 176L167 177V179L169 178ZM106 177V176H105ZM132 177V176H131ZM256 177V176H255ZM109 178V177H108ZM114 178H115V176H114ZM114 178H112V176H111V179H112V181L114 180ZM186 178V177H185ZM116 179V178H115ZM117 179H118V177H117ZM117 179L116 180H114V184L112 185V187L114 188V186L115 187H117V188H119L122 192H125V193H127L126 192V189L128 190V186L126 187V183L125 182H123L122 181V183H120L121 185H123V186H120L119 184H118V181H120V179H118V181H117ZM134 179V178H133ZM139 179V178H138ZM138 179H137V181H138ZM190 179V178H189ZM250 179V178H249ZM107 180V179H106ZM110 180V179H109ZM108 180V181H109ZM130 179H128L127 180V182H131V181H129ZM172 180V179H171ZM188 180V179H187ZM19 181V180H18ZM137 181H134L135 183L137 182ZM189 181V180H188ZM134 182H132L131 184H133ZM176 182V181H175ZM189 182H191V181H189ZM20 183V182H19ZM107 183V182H106ZM125 183V184H124ZM52 184V183H51ZM140 184H142V183H140ZM191 185H193L192 184V182L190 183ZM18 185V184H17ZM48 185H50L49 183H48ZM47 185V186H48ZM110 185V184H109ZM215 185V184H214ZM64 186V185H63ZM135 187H136V185H134ZM194 186H196V185H194ZM17 187V186H16ZM15 187V188H16ZM51 187V186H50ZM111 187V186H110ZM215 187V186H214ZM248 187V186H247ZM196 188V187H195ZM61 189V188H60ZM129 189H130V193H131V187H129ZM174 189V188H173ZM251 189V188H250ZM5 190V194H6V190L7 189H4ZM17 190V189H16ZM100 190V189H99ZM104 190V189H103ZM115 190V189H114ZM119 190V191H120ZM175 190V189H174ZM187 190V189H186ZM196 190V189H195ZM9 191V190H8ZM101 191V190H100ZM177 191V190H176ZM106 192V191H105ZM190 192V191H189ZM198 192V191H197ZM128 193H129V191H128ZM127 193V194H128ZM136 193H138L137 191H136ZM173 193V192H172ZM191 194V193H190ZM100 195H102L101 193H100ZM218 195V194H217ZM117 196L118 197H120L119 196V194H117ZM127 196V195H126ZM260 196V195H259ZM259 196H257L258 198H259ZM0 197H1V194H0ZM15 197V196H14ZM107 197V196H106ZM100 198V201L103 203V198L101 199V196L99 197ZM98 198V199H99ZM121 198V197H120ZM252 198V197H251ZM104 199H105V197H104ZM203 199V198H202ZM248 199V198H247ZM198 200V199H197ZM253 200V199H252ZM263 200V197H261L260 196V199L258 200V202L259 201H262ZM106 201L107 200H105V203H106ZM136 201V200H135ZM201 201V200H200ZM200 201H196V202H200ZM203 201H204V199H203ZM248 201V200H247ZM249 201H250V198H249ZM2 202V201H1ZM0 202V204H2ZM3 202H5V201H3ZM14 202V203H13ZM171 202V201H170ZM210 202H212V201H210ZM258 202H257V199H256V202L255 201H252V202H250V203H247V204H245L244 203V205H243V207L245 208V211L246 212H249V211H253V210H258ZM121 203V202H120ZM216 203V202H215ZM233 204H235L234 202H232ZM111 204H114L115 205V202L113 203V202H111ZM102 205H105V207H106V204H102ZM124 205V204H123ZM168 205V204H167ZM173 205V204H172ZM190 204H188V206H189ZM219 205V204H218ZM240 205V204H239ZM166 206V205H165ZM187 206V205H186ZM197 206H200L201 207V203H199V205H197ZM216 206V205H215ZM220 206V205H219ZM235 206H236V204H235ZM261 206V205H260ZM102 207V206H101ZM190 207V206H189ZM200 207H199V209H200ZM205 207H206V205H205ZM262 207V206H261ZM111 208V209H110ZM115 208V207H114ZM119 208H120V206H119ZM124 208V207H123ZM188 208V207H187ZM1 209V208H0ZM108 209L109 210H112V207H108ZM107 209V210H108ZM163 209V208H162ZM166 209V208H165ZM191 209H192V204H191ZM195 209H196V207H195ZM126 210H127V208H126ZM168 210H170V208L168 209ZM167 210V211H168ZM188 210V209H187ZM209 210V209H208ZM218 210V209H217ZM225 210V209H224ZM260 210H261V208H260ZM4 211V210H3ZM116 211V210H115ZM129 211H130V209H129ZM189 211H190V209H189ZM219 211V210H218ZM5 212V211H4ZM4 212H3V214H4ZM114 212V211H113ZM184 212H187V211H184ZM234 212V211H233ZM116 213V212H115ZM117 213H118V211H117ZM117 213H116V216H117ZM163 213H165V212H163ZM167 213V212H166ZM187 213H189V212H187ZM192 213V212H191ZM196 213V212H195ZM214 213V212H213ZM230 213V212H229ZM255 213V212H254ZM119 214V213H118ZM221 214H222V212H221ZM260 214H264V212L263 213H260ZM115 215V214H114ZM114 215L112 216V217H114ZM120 215V214H119ZM132 215H133V213H132ZM156 215V214H155ZM199 215H200V212H199ZM208 215V214H207ZM215 215V214H214ZM213 215V216H214ZM223 215V214H222ZM230 215V214H229ZM242 215H243V213H241V217H242ZM253 215V214H252ZM3 215H2V212H1V210H0V225L2 226V223L3 222H5V220L7 219L6 217H5V215H4V217H2ZM129 216H130V214H129ZM193 216V215H192ZM217 216L218 215H216V220L218 219L217 218ZM224 216V215H223ZM233 216V215H232ZM245 216V218H247L246 219V221H248V224H250V219H248L249 218V214L248 215H244ZM244 216H243V219H244ZM248 216V217H247ZM261 216L262 215H260V217H257L256 216V218H255V220H256V222H257V218H259V220H262V218H261ZM112 217H110V218H112ZM120 217V216H119ZM135 217H136V215H135ZM163 217V216H162ZM183 217V216H182ZM199 217V216H198ZM206 217L207 216H205V219H206ZM215 217V216H214ZM213 217V218H214ZM222 217V216H221ZM225 217V216H224ZM251 217H253V216H251ZM254 217H255V215H254ZM6 218V219H5ZM97 218H98V220H99V217L97 216ZM107 218V217H106ZM117 218V217H116ZM116 218L115 219H113V220H115V222H117L116 221ZM154 218V217H153ZM159 218H160V215H159ZM166 218V217H165ZM184 218V217H183ZM188 218H189V216H188ZM195 218H196V216H195ZM209 218V217H208ZM208 218H207V220H208ZM213 218H211V219H213ZM261 218V219H260ZM180 219V218H179ZM186 219V218H185ZM193 219V218H192ZM191 219V220H192ZM196 219H198V218H196ZM200 219H201V217H200ZM131 220H132V216H131ZM133 220H134V217H133ZM163 220L164 221H166L165 219H164V217H163ZM194 220V219H193ZM214 220H215V218H214ZM242 220V219H241ZM251 220H253L254 221V219H252L251 218ZM264 220V219H263ZM9 221H10V219H9ZM8 221V222H9ZM105 222H107L106 220H104ZM108 221H109V217H108ZM137 221V220H136ZM136 221H134V222H136ZM146 221V220H145ZM186 221H187V226H188V220L186 219ZM203 221V220H202ZM169 222V221H168ZM194 221H192V222H189V223H193ZM197 222H199V221H197ZM209 222H211V221H209ZM212 222H214V221H212ZM252 222V221H251ZM259 223H260V221H258ZM264 222V221H263ZM6 223V222H5ZM87 223H89V221L87 222ZM87 223L85 224V226H87ZM93 224V222H91L90 221V224H89V226H90V228H93L94 229V225H92ZM96 223H99V222H96ZM119 223H121V221L120 222H118V225H119ZM157 223H158V225H159V223H160V221H158V219H157ZM203 223V222H202ZM218 223V222H217ZM216 223V224H217ZM227 223H228V221H227ZM148 224V223H147ZM183 224H184V226H185V221L183 220ZM209 224V223H208ZM220 224V223H219ZM242 224V223H241ZM240 224V225H241ZM254 224V222L252 223V225ZM91 225H92V227H91ZM124 225V224H123ZM127 225V224H126ZM163 225H164V223H163ZM162 225V226H163ZM205 225V227L204 228H206V223L204 224ZM215 225V224H214ZM252 225H251V227H252ZM1 226H0V229H1ZM85 226H84V230H85ZM197 226H199V224L197 225ZM208 226V225H207ZM222 226V225H221ZM243 226V225H242ZM245 226V225H244ZM244 226H243V228H244ZM246 226H248L247 224H246ZM245 226V227H246ZM257 226V225H256ZM263 226H264V223H263ZM263 226H262V229H260L259 228V233H260V231H263L264 230V228H263ZM77 228H78V231H79V229H80V227L79 226H76ZM95 227H96V225H95ZM125 227V226H124ZM124 227H122V226H120V228L121 229H124ZM132 227H133V225H132ZM151 227V231L153 230L152 229V226H150ZM181 227H182V224H181ZM194 227V226H193ZM200 227H202V224L200 225ZM208 227H212V224L210 223V226H208ZM216 227V226H215ZM258 227H259V224H258ZM257 227V228H258ZM75 228V227H74ZM87 228V227H86ZM89 228V227H88ZM119 228V229H120ZM135 228V227H134ZM190 228H191V226H190ZM223 228V227H222ZM247 228V227H246ZM249 228V227H248ZM92 229V230H93ZM126 229H129L130 230V228L127 226V228L125 227V230ZM131 229H133V228H131ZM163 229V228H162ZM212 229V228H211ZM215 229V228H214ZM219 229H220V226H219ZM228 229V228H227ZM252 229H255V227L253 226L252 227ZM250 230L249 232L247 231V229H246V231H247V233H245V232H242L241 234H240V236L239 237H237L236 235H234V236H232L231 235V237H235V239L236 238H239V240H237L238 241V243H240V244H238V247H239V245H241L242 246V248H241V246H240V248H241V250H239V252H238V250H237V255L239 256V254L241 253V252H244V254H245V251L249 254V252L247 251V250H249L250 251V254H251V252H253L254 254L255 253H257L259 256H258V258L260 257L261 258V256L262 257H264V239L263 238H261V236L260 237H258V230L257 229H255V231H253V230ZM66 230V229H65ZM77 230V229H76ZM102 230V229H101ZM100 230V231H101ZM115 231H116V229H114ZM124 230V231H125ZM165 230H166V228H165ZM205 230V229H204ZM217 229H215V231H216ZM221 230V229H220ZM219 230V231H220ZM223 230V229H222ZM221 230V232H222V234H224L223 233V231ZM233 230H235L236 231V229H231L230 231H233ZM244 229H242V231H243ZM81 232H82V230H80ZM95 231V230H94ZM115 231H113V232H115ZM117 231H118V228H117ZM124 231H120V234L121 235H119V237H121V241H123L120 245H119V247L118 248H113V246H112V248H110L109 246L107 247L106 246V244H108L107 242L105 243V242H102V243H105V245H103V244H100L99 243V241H98V244H100L99 246L100 247H97V249H95V250H93L92 249V247H93V245H92V247H91V249H89L88 248V244L90 243V242H88V246H87V250H92V251H88V253H85L84 254V256H85V261H86V263L85 264H92V261L93 260H96V258H99V257H107L108 255L110 256H114L112 259L113 260H117L118 262H119V264H126V256H127V254H129V257H131V255H132V257H133V255L135 256V254H134V252L132 253H127L126 254V248H130L131 246H132V244H133V242H132V240H131V242H125L124 240H126L127 241V235H125V233L126 232H129V231H125V233H123ZM134 231H136V230H134ZM138 231V230H137ZM167 231V230H166ZM186 231V230H185ZM200 228H199V233L198 234H196V236H194V238H192L193 240H191V242H195V241H197V243H198V241H202V239H203V237H205L206 235L204 234V232L203 233H200ZM228 231H229V229H228ZM69 232V231H68ZM87 232H88V229H87ZM102 232V231H101ZM132 232V231H131ZM217 232V231H216ZM78 234L80 233V232H77ZM119 233V232H118ZM118 233L117 234H113V235H115V236H117L118 237ZM153 233V231L151 232V234ZM188 233V232H187ZM191 233H193V231H191ZM207 233V232H206ZM212 233H213V231H212ZM227 233V232H226ZM230 233V232H229ZM235 232H233V234H234ZM263 233V232H262ZM64 234L66 235V233L64 232ZM97 234H98V231H97ZM154 234H155V232H154ZM159 234V233H158ZM228 234V233H227ZM231 234V233H230ZM236 234L238 235V232H236ZM138 235H140V234H138ZM143 235H144V233H143ZM210 234H208V236H209ZM215 235H216V233H215ZM221 235V234H220ZM261 235V234H260ZM264 234H262V236H263ZM71 236V238L72 239H75L74 238V233H72V235H70ZM73 236V237H72ZM78 236H80V240L83 242V243H85V238H84V240H83V237L81 238V233L78 235ZM78 236H76V239L78 240ZM82 236H83V233H82ZM101 236V235H100ZM170 236V235H169ZM173 236V235H172ZM191 236V235H190ZM214 236V235H213ZM219 236V235H218ZM218 236H216V237H218ZM230 236V235H229ZM68 238H69V236H67ZM98 237V236H97ZM117 237H115L116 239H117ZM142 238H143V236H141ZM226 237H227V235H225L223 238H225L226 239ZM91 238H92V236H91ZM90 238V240H92ZM94 238V237H93ZM130 238V237H129ZM190 238V237H189ZM222 237L220 236L219 237V239H221ZM259 238H261V239H263V241L261 240L260 241V239ZM1 239V238H0ZM88 239H89V236H88ZM106 239H107V237H106ZM149 239V238H148ZM147 239V240H148ZM76 240V241H77ZM101 240V239H100ZM105 240V239H104ZM115 240V239H114ZM189 240V239H188ZM213 240V239H212ZM224 240V239H223ZM63 241H64V238H63ZM76 241L74 240V242L76 243ZM89 241V240H88ZM94 241H95V238H94ZM108 241V240H107ZM142 241V240H141ZM145 241V240H144ZM169 241V240H168ZM221 241V240H220ZM233 241V240H232ZM236 241V240H235ZM234 241V242H235ZM51 242H52V240H51ZM56 242V241H55ZM82 242H80L81 244H83ZM93 242V241H92ZM117 242V241H116ZM79 243V244H80ZM126 243L127 244H129L130 245V243H131V246H128V247H126L127 245H126ZM170 243V242H169ZM222 243V242H221ZM59 244V245H58ZM56 243V245L57 246H54L55 247V249H54V247L52 248V250L54 249V252L55 251H58V250H60V248H61V245H60V243ZM78 244V243H77ZM92 244V243H91ZM110 244L111 245H114V244H112L111 242H110ZM110 244H108V245H110ZM119 243H117V245H118ZM137 244V243H136ZM154 244H155V242H154ZM160 244H162V243H160ZM166 244H167V241H166ZM172 244V243H171ZM194 244V243H193ZM209 244V243H208ZM224 244H225V242H224ZM235 244V243H234ZM148 245H150V242H149V244ZM187 245V244H186ZM227 245V244H226ZM236 245V244H235ZM68 246V245H67ZM95 246V245H94ZM133 246H134V244H133ZM188 246V245H187ZM195 246V245H194ZM223 246H225V245H223ZM33 247H35V246H33ZM51 247V246H50ZM58 247H60L59 249H58ZM114 247H115V245H114ZM139 247H141V246H139ZM151 247V246H150ZM150 247H147V248H149V249H147V250H145V251H150L151 252V249H152V251H154V248H150ZM153 247V246H152ZM232 247V246H231ZM235 247V246H234ZM70 248V247H69ZM68 248V249H69ZM96 248V247H95ZM135 248H136V246L133 248L134 249V251H135ZM171 248V247H170ZM188 248V247H187ZM229 248V247H228ZM51 249V248H50ZM57 249V250H56ZM196 249V248H195ZM205 249V248H204ZM209 249V248H208ZM231 249H233V248H231ZM231 249H230V253H231ZM52 250H50L49 252H50V254H51V252H52ZM131 250V248L129 249V251ZM177 250V249H176ZM251 250H253V251H251ZM254 250H255V252H254ZM148 251V252H149ZM158 251V250H157ZM175 251V250H174ZM241 251V252H240ZM48 252V251H47ZM53 252V253H54ZM62 252V251H61ZM64 252V251H63ZM128 252V251H127ZM163 252V251H162ZM56 253V252H55ZM69 253H71V252H69ZM69 253H66L67 255H69ZM179 253H180V251H179ZM184 253H186V252H184ZM234 253H235V250H234ZM233 252H232V255L234 254ZM252 253V254H253ZM76 254H79V252H77ZM82 254V253H81ZM143 254H146L147 255V252H143ZM152 254H154V253H152ZM156 254V253H155ZM161 254V253H160ZM164 254H166V252L164 253ZM182 254V253H181ZM56 255V254H55ZM73 255V254H72ZM138 255V254H137ZM186 255V254H185ZM187 255H189L188 253H187ZM64 256V255H63ZM76 256H78V255H75V257ZM81 256V255H80ZM108 256V257H109ZM110 256V257H111ZM142 256H144L145 257V255H142ZM158 256V255H157ZM160 256V255H159ZM172 256H173V254H172ZM178 256V255H177ZM240 256L242 257V256H244L243 255V253L242 254H240ZM82 257V256H81ZM128 257V256H127ZM128 257V258H129ZM165 257V256H164ZM207 257V256H206ZM206 257H202L203 259V261H205V259L204 258H206ZM233 257H234V255H233ZM66 258V257H65ZM64 258V259H65ZM68 258V257H67ZM74 258V257H73ZM80 258V257H79ZM137 258V257H136ZM139 258V257H138ZM150 258V257H149ZM163 258V257H162ZM177 260H178V258L177 257H175ZM187 258H188V256H187ZM76 259V258H75ZM147 259V258H146ZM154 260L156 259L157 260V258H153ZM159 259V258H158ZM167 259H168V257H167ZM175 259V260H176ZM180 259V258H179ZM184 259V258H183ZM186 259V258H185ZM184 259V260H185ZM200 259V258H199ZM231 259H233V258H231ZM236 259V258H235ZM239 259H240V257H239ZM244 259V258H243ZM245 259H246V257H245ZM45 260V259H44ZM69 260V259H68ZM129 260H132V259H129ZM140 259H138L137 261L138 262H142V261H139ZM151 259H149V261H150ZM164 260H165V258H164ZM177 260L176 261H174V259H173V262H172V264L174 263L175 264V262H176V264H177ZM42 261V260H41ZM48 260H45L44 262H43V264H48V262H47ZM60 261H63L62 259H60ZM79 260H77V262H78ZM82 261V260H81ZM116 261V262H117ZM134 261L135 260H133V261H131L130 263H129V261H128V263L129 264H132V262L134 263ZM136 261V262H137ZM144 261V260H143ZM166 261V260H165ZM179 261H181V260H179ZM241 261H242V263H243V260H242V258H241ZM83 262H84V258H83ZM206 262V261H205ZM100 263V262H99ZM114 263H115V261H114ZM146 263V262H145ZM158 263V262H157ZM257 263V262H256ZM50 264V263H49ZM76 264V263H75ZM94 264H97V261L96 262H94ZM116 264H118V263H116ZM135 264V263H134ZM136 264H138V263H136ZM147 264V263H146ZM201 264V263H200ZM236 264H237V262H236ZM240 264V263H239Z\"/></svg>","mask_w":264,"mask_h":264},{"label":"built area","instance_id":"obj_3","mask_svg":"<svg viewBox=\"0 0 264 264\" xmlns=\"http://www.w3.org/2000/svg\"><path fill=\"white\" fill-rule=\"evenodd\" d=\"M194 24L182 14L172 13L168 16L162 38L167 47L187 50L192 43ZM246 62H260L264 60V28L251 32L246 51L240 56ZM238 60L220 62L222 73L232 76L236 71Z\"/></svg>","mask_w":264,"mask_h":264},{"label":"crops","instance_id":"obj_4","mask_svg":"<svg viewBox=\"0 0 264 264\" xmlns=\"http://www.w3.org/2000/svg\"><path fill=\"white\" fill-rule=\"evenodd\" d=\"M258 64H264V60L256 63V65Z\"/></svg>","mask_w":264,"mask_h":264}]
</instances>
